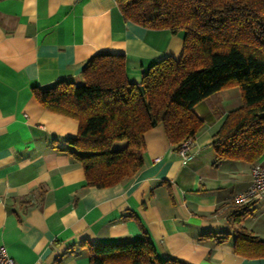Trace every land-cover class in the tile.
Listing matches in <instances>:
<instances>
[{"label": "crops", "instance_id": "crops-1", "mask_svg": "<svg viewBox=\"0 0 264 264\" xmlns=\"http://www.w3.org/2000/svg\"><path fill=\"white\" fill-rule=\"evenodd\" d=\"M183 40L124 21L115 0H0V247L16 264H89L90 244L146 235L162 259L264 264V198L235 202L264 156L254 165L216 162L212 147L226 116L243 105L238 87L194 107L204 124L187 160L158 126L145 135L141 170L104 189L87 187L83 168L64 152L79 123L33 97L34 87L80 84L83 65L101 53L124 55L128 80L140 83L159 61L179 59ZM241 229L262 242L242 251L262 255L236 252Z\"/></svg>", "mask_w": 264, "mask_h": 264}, {"label": "trees", "instance_id": "trees-1", "mask_svg": "<svg viewBox=\"0 0 264 264\" xmlns=\"http://www.w3.org/2000/svg\"><path fill=\"white\" fill-rule=\"evenodd\" d=\"M115 1L126 22L182 33L183 53L153 65L140 83L128 80L124 55L101 53L83 65L80 84L59 81L32 89L45 110L79 123L64 152L83 168L86 186L110 188L135 176L144 164L145 135L158 126L177 149L195 138L204 123L194 107L231 87L240 89L243 105L213 135L216 162L257 163L264 156V0ZM117 142L126 146L115 149ZM214 238L224 242L229 235ZM236 239L237 253L262 255L242 251L262 243L244 229ZM88 254L89 264H187L160 258L147 235L92 243Z\"/></svg>", "mask_w": 264, "mask_h": 264}, {"label": "built area", "instance_id": "built-area-1", "mask_svg": "<svg viewBox=\"0 0 264 264\" xmlns=\"http://www.w3.org/2000/svg\"><path fill=\"white\" fill-rule=\"evenodd\" d=\"M194 141L195 138L187 139L178 146V154L182 160H187ZM262 198H264V168L256 165L252 168V182L250 187L238 194L235 202L238 207H246ZM0 264H16L14 259L9 256L5 247H0Z\"/></svg>", "mask_w": 264, "mask_h": 264}]
</instances>
